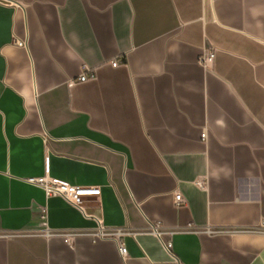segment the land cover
I'll use <instances>...</instances> for the list:
<instances>
[{"label":"crops","instance_id":"crops-1","mask_svg":"<svg viewBox=\"0 0 264 264\" xmlns=\"http://www.w3.org/2000/svg\"><path fill=\"white\" fill-rule=\"evenodd\" d=\"M262 220L264 0H0V264H264Z\"/></svg>","mask_w":264,"mask_h":264},{"label":"built area","instance_id":"built-area-1","mask_svg":"<svg viewBox=\"0 0 264 264\" xmlns=\"http://www.w3.org/2000/svg\"><path fill=\"white\" fill-rule=\"evenodd\" d=\"M21 46H24L23 43H19ZM215 58V52L214 51H207L205 52L202 57L200 58V63L203 66H207L213 62ZM121 64L119 61H114L111 63L112 67H118ZM87 71H90L89 74H87ZM96 79V72L94 70L85 68L84 72L81 74V76L76 80H70L69 85H75L77 82H88L91 80ZM207 134L203 133L202 138L203 140H206ZM27 182L35 187H38L42 190H44L46 196L48 198L50 197H60L63 200H65L67 203L72 205L73 207L77 208L86 218L93 219L96 224L97 228L90 234L91 237L94 239H105V238H113V239H120L124 238L125 235H133L134 233L132 231L124 232L120 229H112L108 228L104 225V222L101 218L89 214L87 212V208L84 206V203L87 198L99 196L101 193V190L97 187H82V186H74L70 185L64 181L51 178L48 174H46L44 177L41 178H31L27 180ZM202 185V183L200 184ZM184 200L180 194H177L175 196V206L177 208H181L184 204ZM43 223L42 227L38 230L41 234H43L45 237H49L52 235V232L50 228L47 226L46 217L43 216ZM161 226L159 224H152V232L153 234L157 236H161ZM258 232H261L264 234V220L260 223V225L256 228ZM74 235L72 234H65L64 238L67 242H69ZM119 244V252L123 258L127 256L128 250L124 243H118Z\"/></svg>","mask_w":264,"mask_h":264}]
</instances>
